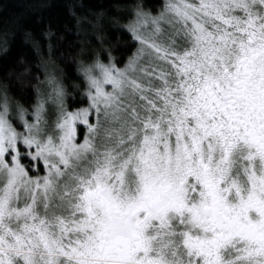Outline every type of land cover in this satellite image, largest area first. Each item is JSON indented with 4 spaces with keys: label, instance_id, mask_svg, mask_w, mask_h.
I'll return each instance as SVG.
<instances>
[{
    "label": "snow or ice",
    "instance_id": "1",
    "mask_svg": "<svg viewBox=\"0 0 264 264\" xmlns=\"http://www.w3.org/2000/svg\"><path fill=\"white\" fill-rule=\"evenodd\" d=\"M114 27L75 94L0 92V264H264V0H128Z\"/></svg>",
    "mask_w": 264,
    "mask_h": 264
},
{
    "label": "trees",
    "instance_id": "2",
    "mask_svg": "<svg viewBox=\"0 0 264 264\" xmlns=\"http://www.w3.org/2000/svg\"><path fill=\"white\" fill-rule=\"evenodd\" d=\"M146 2L158 5L160 0ZM127 3L0 0V92L7 89L14 99L30 102L38 80L52 73L75 94L81 60L102 48H111L113 55L126 48L114 22L125 16Z\"/></svg>",
    "mask_w": 264,
    "mask_h": 264
}]
</instances>
